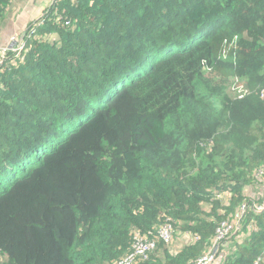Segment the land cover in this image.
Here are the masks:
<instances>
[{
    "label": "trees",
    "instance_id": "1",
    "mask_svg": "<svg viewBox=\"0 0 264 264\" xmlns=\"http://www.w3.org/2000/svg\"><path fill=\"white\" fill-rule=\"evenodd\" d=\"M23 42L0 67V264H119L136 235L134 264H264V0H55Z\"/></svg>",
    "mask_w": 264,
    "mask_h": 264
},
{
    "label": "built area",
    "instance_id": "2",
    "mask_svg": "<svg viewBox=\"0 0 264 264\" xmlns=\"http://www.w3.org/2000/svg\"><path fill=\"white\" fill-rule=\"evenodd\" d=\"M55 1V0H52ZM24 40V39H23ZM21 39L14 41L13 48L11 46H0V67L6 62H15L21 59V54L25 50L24 42ZM235 82V81H234ZM236 84V83H235ZM242 91V89H241ZM241 91L239 94L241 95ZM237 94V95H239ZM256 211L262 212L264 210V204L255 208ZM232 230L231 226H225L221 231H219L217 239H223L228 232ZM159 237L166 243L171 239V227L170 225H164L159 231ZM154 244L147 241L144 237L136 235L134 238V244L132 252L119 264H134L139 259H146L147 252L153 249ZM214 254H207L205 257L198 259L195 264H212L214 261Z\"/></svg>",
    "mask_w": 264,
    "mask_h": 264
},
{
    "label": "crops",
    "instance_id": "3",
    "mask_svg": "<svg viewBox=\"0 0 264 264\" xmlns=\"http://www.w3.org/2000/svg\"><path fill=\"white\" fill-rule=\"evenodd\" d=\"M42 1H43V5L39 4L35 9V11L33 12L31 8L33 7L34 4H38V0H31L26 4L20 2L19 0H14L12 2L6 17L0 20V46H5V45L12 46L15 41L14 39L16 40L20 39L19 37L21 36V34L20 36H18L17 33L20 32L21 28H23L27 23L29 25V23L33 19L37 17L39 18L43 13V11L47 9L49 4L51 3V2L49 3L50 0H42ZM7 22L11 23L12 26L11 28H5V26L8 25ZM26 29L24 31H26Z\"/></svg>",
    "mask_w": 264,
    "mask_h": 264
},
{
    "label": "rangeland",
    "instance_id": "4",
    "mask_svg": "<svg viewBox=\"0 0 264 264\" xmlns=\"http://www.w3.org/2000/svg\"><path fill=\"white\" fill-rule=\"evenodd\" d=\"M20 2H23V3H28V2H30L31 0H19ZM52 0H50L49 1V3L51 2ZM39 4H42L43 5V1L42 0H38V4H34L33 5V7L31 8V10H32V12L33 11H35V9L37 8V6L39 5ZM40 18V17H39ZM38 17L37 18H35V19H33L30 23H29V25L30 24H33V23H35L38 19H39ZM10 19V18H9ZM8 23V22H7ZM28 26V23L23 27V28H21V30H20V32H18L17 34H18V36H20V34H21V36L19 37L20 39H21V41L24 39V36H25V34H26V31H24L25 29H26V27ZM12 26H11V23H8V25L7 26H5V28H11ZM14 27H16V26H14ZM25 28V29H24ZM24 29V30H23ZM24 32H23V31ZM14 38H16V37H14ZM14 40H16V39H14ZM9 41H10V39H9ZM5 46H7V45H5ZM215 74H213V75H211V77L214 79V80H216V81H218L219 80V78H217L216 76H214ZM234 82V81H233ZM227 88H228V92L230 93V94H232L233 96H235V94H239V91H241V88L240 87H238V85L237 84H231L230 86H229V84L227 85ZM261 204H257V202L255 203V208H257L258 206H260ZM180 238L181 237H179L178 238V240H177V242H176V244L178 245V244H180L181 243V241H180ZM231 239V238H230ZM227 240H229V239H227ZM226 240V241H227ZM230 241V240H229Z\"/></svg>",
    "mask_w": 264,
    "mask_h": 264
},
{
    "label": "water",
    "instance_id": "5",
    "mask_svg": "<svg viewBox=\"0 0 264 264\" xmlns=\"http://www.w3.org/2000/svg\"><path fill=\"white\" fill-rule=\"evenodd\" d=\"M14 45H12L10 48H13Z\"/></svg>",
    "mask_w": 264,
    "mask_h": 264
}]
</instances>
